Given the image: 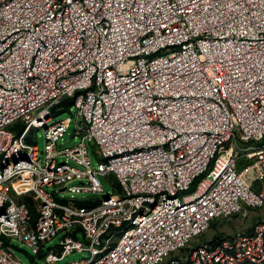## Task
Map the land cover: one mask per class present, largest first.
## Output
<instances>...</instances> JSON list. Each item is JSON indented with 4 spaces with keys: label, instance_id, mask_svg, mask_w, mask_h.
Segmentation results:
<instances>
[{
    "label": "built area",
    "instance_id": "1",
    "mask_svg": "<svg viewBox=\"0 0 264 264\" xmlns=\"http://www.w3.org/2000/svg\"><path fill=\"white\" fill-rule=\"evenodd\" d=\"M11 240L49 264H264V0H0V264Z\"/></svg>",
    "mask_w": 264,
    "mask_h": 264
},
{
    "label": "rangeland",
    "instance_id": "2",
    "mask_svg": "<svg viewBox=\"0 0 264 264\" xmlns=\"http://www.w3.org/2000/svg\"><path fill=\"white\" fill-rule=\"evenodd\" d=\"M53 110V109H52ZM51 110V111H52ZM72 110V109H71ZM70 110L68 107H65L63 111H59L58 113H55L52 117V119L49 121L50 123H53L55 121L59 120H68L70 118ZM43 128H39L37 130H34V133H36L35 138L33 139V142L36 145V148L39 150V152L44 150L45 146V139L43 136ZM80 140L79 136L74 135V125L73 123H68L66 132L58 139V144L62 147L72 146L76 144ZM87 148L89 151L90 156V162L91 166L93 168H96L97 165L101 162V158L96 154V146L91 140L86 141ZM64 160V159H62ZM69 164L74 165L73 161H68ZM239 164H243L239 160ZM100 182L102 184L104 193L103 195L107 194H113L115 193V190H118V186L114 183V178L112 175H106V176H99ZM77 181H74L73 183H76ZM48 191H52L51 187H45ZM63 197H70L67 193H62ZM76 198H81L83 196L76 195L74 196ZM86 197V196H84ZM263 212V211H257ZM254 221V218L250 217L247 220H240V219H233L231 221H225V227L220 226L218 224L213 225L209 228V230L203 234L202 238L204 240H210L214 235H225L227 233H230L232 231L236 230H245L248 226L252 224ZM219 228V229H218ZM81 237V234H80ZM58 238H55L51 243H48L44 246V252L47 251V247L53 246L57 243ZM8 249L13 253V256L21 263V264H49L46 263L42 256L36 257L33 253L31 248L25 244L21 243L17 240H11L8 244ZM88 253L87 252H72L62 260L52 263V264H64L66 262L79 260L82 258H87Z\"/></svg>",
    "mask_w": 264,
    "mask_h": 264
},
{
    "label": "trees",
    "instance_id": "3",
    "mask_svg": "<svg viewBox=\"0 0 264 264\" xmlns=\"http://www.w3.org/2000/svg\"><path fill=\"white\" fill-rule=\"evenodd\" d=\"M72 101V100H71ZM71 101H69V100H66V101H64L63 102V104H64V106H66V107H68L70 104H71ZM27 202H28V204H29V207L31 208V209H33L32 207V204H33V202H32V200L30 199V198H27ZM75 202L78 204V205H88L89 204V200L88 199H82V198H76L75 199Z\"/></svg>",
    "mask_w": 264,
    "mask_h": 264
}]
</instances>
